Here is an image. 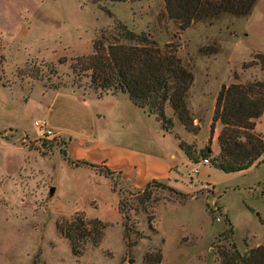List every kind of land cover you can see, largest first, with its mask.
Wrapping results in <instances>:
<instances>
[{"label":"rangeland","instance_id":"obj_1","mask_svg":"<svg viewBox=\"0 0 264 264\" xmlns=\"http://www.w3.org/2000/svg\"><path fill=\"white\" fill-rule=\"evenodd\" d=\"M260 2L251 16L255 5L244 17L195 20L181 29L163 0H0V211L7 214L0 217V264H221L218 250L232 239L241 251L264 245V153L262 162L245 172L201 163L198 172L193 166L184 172L180 189L167 181L136 189L115 175L109 180L62 168L68 137L54 126L67 128L77 141L108 137L98 130L101 107L91 99L97 94L86 77L78 87L72 65L77 56L92 52L102 29L120 20L161 46H177L193 74L187 107L194 127L185 129L174 115L177 130L184 128L192 142L176 129L174 134L198 154L197 145L210 146L209 138L221 128L217 121L210 131L221 86L264 80L255 58L264 52ZM40 118L60 136H41L33 126ZM129 124L125 132L142 133L136 123ZM256 124L264 140V111ZM50 186L56 187L51 196ZM17 204L26 210L4 206ZM76 214L107 223L99 245L86 244L81 255L72 253L55 227Z\"/></svg>","mask_w":264,"mask_h":264},{"label":"trees","instance_id":"obj_2","mask_svg":"<svg viewBox=\"0 0 264 264\" xmlns=\"http://www.w3.org/2000/svg\"><path fill=\"white\" fill-rule=\"evenodd\" d=\"M169 18L175 20L181 29H185L195 20H212L223 15L244 17L250 14L257 0H163ZM264 69V52H256ZM72 69L76 74L78 87L82 77L87 78V86L101 97L104 94L123 92L131 102L154 114L162 127L172 132L174 121L165 113L169 106L173 114L185 129L194 127L187 107L188 90L193 74L182 62L177 46L171 43L159 45L145 32H136L120 20L100 31L92 43V52L77 56ZM264 111V80L232 82L219 89L210 131L213 133L215 122L221 124L217 135L218 154L212 155L210 146L201 148L195 154L190 144L183 140L179 146L193 162L200 158H209L210 164L224 172H236L248 169L262 162L264 140L255 131L256 120ZM178 138V137H177ZM211 142V137L209 138ZM63 155L66 157L65 150ZM67 160L74 166H95L86 160ZM107 177L120 179V174L104 168ZM157 180L148 182L145 187ZM117 182H113V189ZM121 188L118 195L121 194ZM149 194V193H147ZM149 195L139 198L144 203ZM123 198L118 199L119 212L122 211ZM131 208V207H128ZM227 217V216H226ZM123 217V226L126 227ZM230 225V223H228ZM56 230L65 237L74 255H81L86 244L97 246L101 242L107 223L99 218H86L76 214L55 224ZM233 235V226L229 228ZM221 264H264V245H256L241 251L236 243L218 250Z\"/></svg>","mask_w":264,"mask_h":264},{"label":"crops","instance_id":"obj_3","mask_svg":"<svg viewBox=\"0 0 264 264\" xmlns=\"http://www.w3.org/2000/svg\"><path fill=\"white\" fill-rule=\"evenodd\" d=\"M260 1L255 4L249 16L255 12L257 7L259 8ZM72 91L76 92L75 90ZM91 99L97 101V104L101 107L100 111L96 113L99 120L98 130L101 134L103 133L108 137L101 141L96 140L95 135H91L92 140L83 137L77 141L72 139L70 130L55 124L54 126L68 137L64 148L66 157L71 160H86L95 165L93 167L89 165L74 166L63 155L61 167L73 171L82 169L95 177H103L110 180V177L105 176L103 171H101V169L108 168L120 174V181L125 186L136 189L144 187L152 180L167 181L172 183L174 187L179 188L178 184L184 179V172L189 166L195 168V164L179 146V138L175 137L174 131L176 129L180 138L187 142H192V139L187 138L186 134L188 132L184 128L179 126L177 130V121L174 118V114L172 115L174 121L173 131L168 132L162 127L161 122L154 114H150L135 106L126 93H107L101 97ZM170 109L169 107L167 110L169 114ZM42 114L46 115V111L44 110ZM48 117L51 121L49 115ZM129 123H136L135 125L142 130V133L125 132ZM217 135L218 132L215 130L210 145L212 155L219 152ZM201 147H203V144L197 145V151ZM198 159L200 160L201 158ZM213 169L216 168L213 166ZM248 169L236 172H245ZM209 183H212V181H209ZM193 185L196 188L199 187L197 183ZM212 185L217 188L214 183ZM226 188L228 186H225ZM4 206L14 207L11 211L26 210V205L21 204ZM225 211L227 212L226 209ZM6 215L4 211H0L1 218H5Z\"/></svg>","mask_w":264,"mask_h":264},{"label":"built area","instance_id":"obj_4","mask_svg":"<svg viewBox=\"0 0 264 264\" xmlns=\"http://www.w3.org/2000/svg\"><path fill=\"white\" fill-rule=\"evenodd\" d=\"M33 126L40 131L41 136L43 137H59L60 134L56 133L49 125V122L46 119L40 118L35 119L33 121ZM210 164L209 158H201L198 162H194L195 168L193 169L194 172H197L196 166L198 164ZM216 220H220L218 217Z\"/></svg>","mask_w":264,"mask_h":264},{"label":"water","instance_id":"obj_5","mask_svg":"<svg viewBox=\"0 0 264 264\" xmlns=\"http://www.w3.org/2000/svg\"><path fill=\"white\" fill-rule=\"evenodd\" d=\"M54 190H55L54 186H50V187H49V195H50V196L53 195Z\"/></svg>","mask_w":264,"mask_h":264}]
</instances>
